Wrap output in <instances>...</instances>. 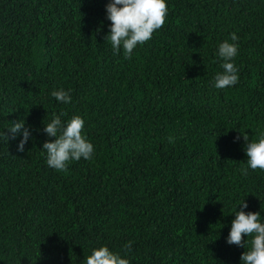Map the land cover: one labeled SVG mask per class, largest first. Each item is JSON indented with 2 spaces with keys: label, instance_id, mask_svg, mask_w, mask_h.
I'll use <instances>...</instances> for the list:
<instances>
[{
  "label": "trees",
  "instance_id": "16d2710c",
  "mask_svg": "<svg viewBox=\"0 0 264 264\" xmlns=\"http://www.w3.org/2000/svg\"><path fill=\"white\" fill-rule=\"evenodd\" d=\"M107 3L0 0V264H85L129 241L131 264H241L246 249L226 242L235 205L264 208V171L241 172V133L264 135V0H169L131 59L104 39ZM232 33L239 83L216 89ZM61 112L84 118L96 149L65 171L42 149ZM20 119L23 152L7 129Z\"/></svg>",
  "mask_w": 264,
  "mask_h": 264
},
{
  "label": "clouds",
  "instance_id": "9594fccd",
  "mask_svg": "<svg viewBox=\"0 0 264 264\" xmlns=\"http://www.w3.org/2000/svg\"><path fill=\"white\" fill-rule=\"evenodd\" d=\"M168 3L169 0H108L106 17L111 23L104 39L110 42L113 53L119 55L123 50L125 58L131 59L134 49L150 41L153 34L165 25L169 14ZM238 41V35L232 33L231 42L224 40L218 45L215 56L221 71L216 72L213 78V87L216 89H226L239 83V68L235 63L239 54ZM50 95L61 104H71L73 101L71 91L64 88L54 89ZM64 115V112L53 114L43 127L44 133L55 137L43 143L46 163L58 171L67 170L72 161L82 158L92 160L96 151L93 142L84 135V118L73 116L65 121L62 119ZM7 129L12 138L22 136L18 150L23 152L32 135L25 126V120L14 121ZM241 134L246 142L244 151L247 157V166L241 169L242 174L248 175L250 169L264 171V135L250 140L247 133ZM0 136L9 141L7 133H0ZM247 208L245 198L235 205V215L226 242L246 249L240 257L241 264H264V208L246 212ZM124 249L122 254L106 244L100 245L92 249L85 264H131L128 253L131 252L132 242L129 241Z\"/></svg>",
  "mask_w": 264,
  "mask_h": 264
}]
</instances>
